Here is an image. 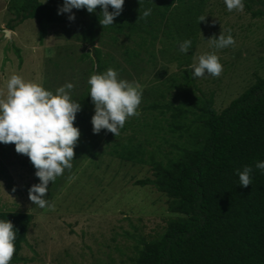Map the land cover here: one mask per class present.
Instances as JSON below:
<instances>
[{
	"label": "trees",
	"instance_id": "16d2710c",
	"mask_svg": "<svg viewBox=\"0 0 264 264\" xmlns=\"http://www.w3.org/2000/svg\"><path fill=\"white\" fill-rule=\"evenodd\" d=\"M211 1L7 0L15 14L7 29L32 18L42 40L47 28L64 24V36L83 45L77 59L87 65L77 86L47 96L42 113H24L39 137L31 165L41 169L39 178L55 182L86 155L106 154L148 165L151 176L134 184L166 196L162 229L129 235L130 264H264V76L253 68L248 87L215 107L214 88L201 83L207 68L194 65ZM214 2L264 16V0ZM171 65L176 70L168 73ZM209 68L213 74L215 65ZM112 80H123L116 88L124 107L113 92L106 95ZM128 83L137 86L135 100L123 96ZM32 218L0 210V264L25 260L20 251Z\"/></svg>",
	"mask_w": 264,
	"mask_h": 264
},
{
	"label": "rangeland",
	"instance_id": "374dc122",
	"mask_svg": "<svg viewBox=\"0 0 264 264\" xmlns=\"http://www.w3.org/2000/svg\"><path fill=\"white\" fill-rule=\"evenodd\" d=\"M214 1L206 8L194 65L207 68L201 83L214 88L215 107L221 109L248 87L253 68L264 76V65L258 67L264 57V16L253 18L240 6ZM14 17L7 0H0V210L33 216L20 251L25 260L14 264H130L134 239L129 235L162 229L169 215L166 196L153 186L134 184L151 176L148 165L106 154L86 155L74 171L64 168L55 182L39 178L41 169L31 166L36 164L39 137L31 135L24 113L42 111L55 90L77 86V75L87 65L77 59L83 45L64 36V24L47 28L41 40L40 25L32 18L5 33ZM167 69L176 70L174 65ZM145 73L144 79H151L152 72ZM122 82L110 81L106 93L113 92L118 108L125 106L116 88ZM144 83L141 87L147 88L149 83ZM121 88L124 97L136 99L135 84Z\"/></svg>",
	"mask_w": 264,
	"mask_h": 264
},
{
	"label": "water",
	"instance_id": "95a60500",
	"mask_svg": "<svg viewBox=\"0 0 264 264\" xmlns=\"http://www.w3.org/2000/svg\"><path fill=\"white\" fill-rule=\"evenodd\" d=\"M8 30H5V33H7ZM91 55H93V47H90Z\"/></svg>",
	"mask_w": 264,
	"mask_h": 264
},
{
	"label": "clouds",
	"instance_id": "9594fccd",
	"mask_svg": "<svg viewBox=\"0 0 264 264\" xmlns=\"http://www.w3.org/2000/svg\"><path fill=\"white\" fill-rule=\"evenodd\" d=\"M5 30H8L9 31V29H5Z\"/></svg>",
	"mask_w": 264,
	"mask_h": 264
}]
</instances>
